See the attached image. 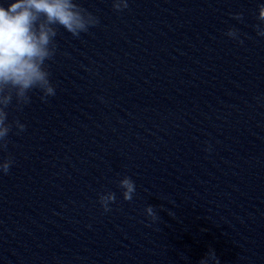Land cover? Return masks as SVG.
Returning <instances> with one entry per match:
<instances>
[{"label": "clouds", "instance_id": "obj_1", "mask_svg": "<svg viewBox=\"0 0 264 264\" xmlns=\"http://www.w3.org/2000/svg\"><path fill=\"white\" fill-rule=\"evenodd\" d=\"M113 10L122 12L129 7V0H112ZM233 19L243 20L242 13ZM259 21L255 30L264 37V4L258 6ZM100 23L99 17L83 8L77 0H11L7 7L0 3V152H7L9 135L13 128L16 135L26 130L19 119L9 120L10 107L22 111L32 102V93H40L41 102L56 95V86L50 79L47 61L56 54V37L63 28L73 37L79 38L90 28ZM225 35L240 44L244 43L236 28H229ZM15 101V104H13ZM209 147L206 151H210ZM15 163L11 154L0 160V174L7 175ZM125 201H132L136 193L135 182L129 176L118 181ZM116 202L114 192L99 195V203L104 212L111 211L110 205ZM146 215L153 223L160 217L154 206L145 208ZM169 215H174L168 210ZM220 264L214 249H209L199 264Z\"/></svg>", "mask_w": 264, "mask_h": 264}]
</instances>
